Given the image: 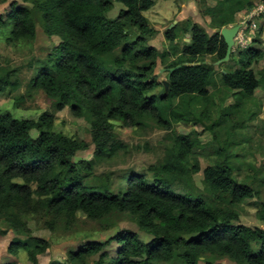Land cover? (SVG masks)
I'll list each match as a JSON object with an SVG mask.
<instances>
[{
	"label": "trees",
	"instance_id": "obj_1",
	"mask_svg": "<svg viewBox=\"0 0 264 264\" xmlns=\"http://www.w3.org/2000/svg\"><path fill=\"white\" fill-rule=\"evenodd\" d=\"M22 1L31 8L12 4L6 20L0 16V29L8 26L7 21L11 39L31 41L37 19L46 37L58 40L38 60L31 87L41 90L56 110L68 108L89 123L94 158L111 159L123 148L116 142L113 121L172 133L174 146L168 161L154 170L153 183L128 174L124 188H113L109 174L93 175L92 161H73L88 146L54 132L52 115L43 113L36 121L0 115V223L25 237L10 242L7 252L17 255L23 249L31 264H39L38 256L45 253L48 242L32 237L24 219L35 217L53 231L60 222L69 227L81 212L91 221L113 214L125 216L145 238L123 230L103 243H87L69 251L65 261L57 264H171L175 260L200 264L206 256L227 257L235 264H264V230L238 224L233 211L235 205L256 198L257 190L235 178L230 158L221 156V150L218 159L202 172L211 197L195 192L187 178L199 172L197 165H189L198 144L194 133L178 134L173 128L184 122L212 130L204 122L213 75L205 57L210 56L214 64L225 56L220 30L234 23V13L251 8V1L220 0L219 7L207 8L206 16L218 31L209 36L193 26L191 44L166 66L163 83L155 73L163 54L146 42L155 34L144 16L153 0ZM114 4L122 9L108 18ZM164 37L173 42L174 30H167ZM263 57L264 51L254 47L239 53V69L220 73L224 88L252 98L257 89L264 88V69L255 72L252 68ZM179 65L168 76V70ZM15 74V69L0 66V94L18 89ZM158 88L162 91L155 93ZM175 100L179 104L173 107ZM198 101L203 102V109L197 117L192 107ZM32 130L37 133L35 138L30 135ZM256 216L264 224V202ZM30 241L35 242L33 248Z\"/></svg>",
	"mask_w": 264,
	"mask_h": 264
},
{
	"label": "rangeland",
	"instance_id": "obj_2",
	"mask_svg": "<svg viewBox=\"0 0 264 264\" xmlns=\"http://www.w3.org/2000/svg\"><path fill=\"white\" fill-rule=\"evenodd\" d=\"M220 0H153V6L144 13L148 24L155 30V34L147 38V45L155 48L160 54L155 73L158 81H166V66L181 56L183 48L191 44L190 26H197L209 36L218 30L211 26L206 16V9L219 7ZM251 8L232 15L234 23L225 27H233L247 21L248 14L264 7V0H250ZM31 8L30 3L22 0H2L0 2V16L6 20L11 11V5ZM122 6L114 4L108 13V18L117 16ZM228 9L227 6L223 7ZM264 9V8H263ZM247 18V19H246ZM0 29V66L15 69L18 89L0 94V115L9 113L17 120L36 121L43 113L52 115V130L68 137L75 138L87 144V149L78 151L73 161L85 160L93 162V175L109 174L113 188H124V176L135 174L143 176L149 183H153V172L159 165L169 159V151L174 146V135L163 130L147 126L144 129L126 127L123 123L113 121L112 126L116 142L120 148L111 159H96L93 157V144L90 137L89 123L83 118L75 117L68 108L58 111L53 103L41 90L31 87V80L38 69V60H43L50 53L58 40H49L43 32L41 22L35 20V38L31 41L13 40L10 37L11 24ZM172 26L175 40L170 42L164 35ZM250 30L253 31L249 35ZM245 36H250L252 42L245 48L234 47L226 63L214 65L210 56L205 57V63L212 64L213 75L208 92L211 104L208 105V118L204 119L206 126H212L208 131L200 123H178L173 126L178 134H193L198 147L192 150L189 157L190 167L197 165L199 172L188 176L187 183L195 191L207 198V191L203 182V170L212 165L221 156H229L234 176L238 181L252 184L257 190L256 198L246 200L233 207L237 214V223L249 228H261L264 224L257 219L259 204L264 202V88L257 89L252 98L243 97L238 91L226 90L221 82V72H231L239 69L238 54L254 47L264 51V13L254 17L244 30ZM256 41V42H254ZM253 70L264 69V57L252 65ZM163 70V71H161ZM162 91L158 88L155 93ZM17 100V103L15 102ZM179 104L173 102V107ZM192 111L198 117L203 109V102L198 101ZM31 137L37 136L36 131L30 132ZM17 182H20L19 180ZM30 235L48 242L45 253L38 256L39 264H57L65 261L69 251H74L82 245L92 242L103 243L123 230L140 233L133 221L125 216L109 215L98 221L89 220L83 213L77 212L69 227L60 222L50 231L41 220L35 217L24 219ZM15 238L24 240L25 237L16 235L6 224L0 223V264H31L26 252L21 249L17 255H11L7 248ZM148 238V237H146ZM30 248L35 242H28ZM235 264L227 257L206 256L200 264ZM90 264V263H89ZM171 264H180L175 260Z\"/></svg>",
	"mask_w": 264,
	"mask_h": 264
},
{
	"label": "water",
	"instance_id": "obj_3",
	"mask_svg": "<svg viewBox=\"0 0 264 264\" xmlns=\"http://www.w3.org/2000/svg\"><path fill=\"white\" fill-rule=\"evenodd\" d=\"M243 27L242 24H237L233 27H223L221 30H220V36L222 37L225 45H226V51H225V56L218 60L217 62L214 63V65H219L220 63H226L229 58H230V55H231V52L233 51V48L236 46L235 44V37L237 36L238 32L240 31V29ZM193 28V26H191L189 28V31H191ZM172 29V26H170L168 28V30H171ZM182 66H186V67H192L193 64H183ZM182 66H176L172 69H169L168 71V76L171 75L175 70H178L180 69ZM163 71V70H161Z\"/></svg>",
	"mask_w": 264,
	"mask_h": 264
},
{
	"label": "built area",
	"instance_id": "obj_4",
	"mask_svg": "<svg viewBox=\"0 0 264 264\" xmlns=\"http://www.w3.org/2000/svg\"><path fill=\"white\" fill-rule=\"evenodd\" d=\"M264 8V7H263ZM263 8H258V12H251L248 14L247 18L248 20L247 21H243L241 22V24L243 25V27L241 28V30L238 32L237 36L235 37V44H236V47H247L248 44L251 43L252 40L250 36H245L244 35V30L247 29L248 27V24L251 22V20L255 17H259L260 14L264 13V9ZM246 18V19H247ZM253 34V31L250 30V33L249 35H252Z\"/></svg>",
	"mask_w": 264,
	"mask_h": 264
},
{
	"label": "clouds",
	"instance_id": "obj_5",
	"mask_svg": "<svg viewBox=\"0 0 264 264\" xmlns=\"http://www.w3.org/2000/svg\"><path fill=\"white\" fill-rule=\"evenodd\" d=\"M241 30V29H240ZM252 42V41H251Z\"/></svg>",
	"mask_w": 264,
	"mask_h": 264
}]
</instances>
